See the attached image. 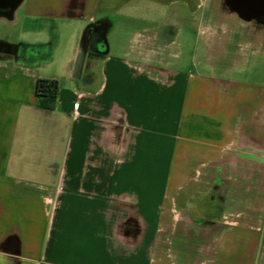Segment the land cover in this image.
Returning a JSON list of instances; mask_svg holds the SVG:
<instances>
[{"label":"crops","instance_id":"0c3cea01","mask_svg":"<svg viewBox=\"0 0 264 264\" xmlns=\"http://www.w3.org/2000/svg\"><path fill=\"white\" fill-rule=\"evenodd\" d=\"M221 14L264 25V0H19L0 16V264H262L250 207L195 244L181 217L261 134L264 87L214 74L203 27ZM38 79L57 81L54 110Z\"/></svg>","mask_w":264,"mask_h":264},{"label":"rangeland","instance_id":"374dc122","mask_svg":"<svg viewBox=\"0 0 264 264\" xmlns=\"http://www.w3.org/2000/svg\"><path fill=\"white\" fill-rule=\"evenodd\" d=\"M203 32L211 44L209 57L218 71L214 74L264 87V25L243 28L221 14L219 23L205 24ZM236 161L235 167L219 169L218 184L185 206L181 217L188 223L185 231L192 244L238 222V214L247 207L252 222L256 221L264 234V118L257 145L239 146ZM261 257L264 264V250Z\"/></svg>","mask_w":264,"mask_h":264},{"label":"trees","instance_id":"16d2710c","mask_svg":"<svg viewBox=\"0 0 264 264\" xmlns=\"http://www.w3.org/2000/svg\"><path fill=\"white\" fill-rule=\"evenodd\" d=\"M58 93L56 80L38 79L35 86V100L39 108L54 110Z\"/></svg>","mask_w":264,"mask_h":264},{"label":"water","instance_id":"95a60500","mask_svg":"<svg viewBox=\"0 0 264 264\" xmlns=\"http://www.w3.org/2000/svg\"><path fill=\"white\" fill-rule=\"evenodd\" d=\"M1 1H2V0H0V2H1ZM18 1H19V0H18ZM18 1H16V2L11 6L10 11H9L8 14H1V13H0V16H4V17H6V18H11V16H12V12H13V9L16 7Z\"/></svg>","mask_w":264,"mask_h":264}]
</instances>
